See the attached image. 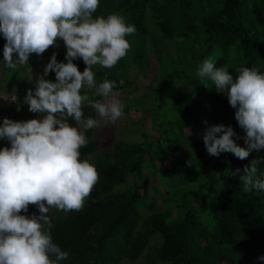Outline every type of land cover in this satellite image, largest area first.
<instances>
[{
  "label": "trees",
  "instance_id": "obj_1",
  "mask_svg": "<svg viewBox=\"0 0 264 264\" xmlns=\"http://www.w3.org/2000/svg\"><path fill=\"white\" fill-rule=\"evenodd\" d=\"M111 13L124 16L136 32L126 37L131 44L127 55L104 75H96L97 83L107 78L117 82L113 91L134 92L137 73L146 76L151 58L157 57L161 81L172 86V92L157 100L153 75L148 94L152 105L144 108L133 96L125 107L144 109L143 118H130L136 126L141 123L136 138L118 140L96 154L99 180L82 210L57 209L50 215L53 242L70 253L60 264H264L259 259L264 256V190L245 192L240 181L244 173L232 175L264 157V149L253 150L244 160L232 153L210 156L205 130L186 135L194 121L209 127L227 124L236 133V143L247 147L227 92L218 93L211 81L203 82L205 87L196 70L211 56L217 67L226 65L235 80L236 68H255L264 59V0H100L93 17ZM148 15L152 30L146 24ZM234 51L240 55L238 62L232 58ZM45 54L47 50L36 55L40 60ZM56 54L58 62H67L66 53ZM73 62L81 72L86 68L82 58ZM49 78H56L54 71ZM84 93L93 95L94 90ZM159 109L162 114L156 118ZM24 111L15 112L21 116ZM146 119L159 130L156 138L144 128ZM82 131L88 143L80 149L81 160L98 145L95 128ZM163 137L176 143L156 162L147 156L148 148ZM4 147L7 143L0 140V149ZM192 158L199 163L188 167ZM145 168L155 181L142 178ZM129 175L137 180L129 182ZM257 176L264 180V160ZM150 186L155 189L152 195ZM33 213L39 215L35 205L21 214Z\"/></svg>",
  "mask_w": 264,
  "mask_h": 264
},
{
  "label": "clouds",
  "instance_id": "obj_2",
  "mask_svg": "<svg viewBox=\"0 0 264 264\" xmlns=\"http://www.w3.org/2000/svg\"><path fill=\"white\" fill-rule=\"evenodd\" d=\"M99 5L100 0H0V33L6 40L2 62L8 68L29 64L31 54L42 56L58 47V39L67 49V62H58L53 53L43 74L35 78V89L27 90L24 104L41 117L4 118L0 125V140L11 145L0 149V264H60L68 259L70 253L53 242L49 210H82L99 180L95 165L80 158V149L88 143L82 129L98 125L96 119L85 118L83 108L94 109L106 122L124 115L125 105L113 91L117 82L105 78L97 83L93 67L116 66L130 50L126 37L134 35L136 27L118 13L94 18ZM80 58L86 64L83 72L73 62ZM228 69L217 67L210 56L199 63L196 76L205 87L203 82L211 81L218 93L227 92L247 147L239 146L234 129L223 124L206 128L203 140L210 156L232 153L244 160L253 150L264 149V72L239 67L234 80ZM53 71L55 82L46 79ZM85 89L94 90L93 95L82 94ZM11 101H17L16 95ZM262 160L253 159L232 173H244L243 191L264 190V180L257 176ZM198 163L193 158L186 162L188 167ZM30 205L39 215L21 214Z\"/></svg>",
  "mask_w": 264,
  "mask_h": 264
},
{
  "label": "rangeland",
  "instance_id": "obj_3",
  "mask_svg": "<svg viewBox=\"0 0 264 264\" xmlns=\"http://www.w3.org/2000/svg\"><path fill=\"white\" fill-rule=\"evenodd\" d=\"M146 24L148 25L149 29H154L153 21L150 19V15L147 16ZM0 43L2 44V48L0 49V109H3V111L0 110V125L3 123L4 118H9L14 121H27L29 119H38L41 117L42 114L39 113H33L29 110H25L21 116L18 114V112H15L11 106L9 105V95L11 91L18 87V84L22 85L24 89L27 91L28 89H35V78H38L39 75H42L41 71L42 68H44L47 65V62L50 61L51 56L53 53H66L67 49L64 44V41L62 39L57 40L58 47H50L47 50V54H45L42 59L39 60L40 57H38L36 54H31L29 58V64L23 65V66H17L16 69L8 68L2 61L4 60L3 56V49L4 45L6 43L5 38L3 37V34L0 33ZM165 53V52H163ZM132 56L138 55L136 51L133 50V53H131ZM232 58L235 62H238L240 60V55L236 51L232 52ZM163 57V56H162ZM157 58V57H156ZM155 57L151 58L149 71L146 73V76H143L142 72L137 73L136 80L134 81L137 87H133L135 90L134 92H127V91H118L115 90L114 92L117 93V98L121 100V102L125 105V107L128 104V101H131L130 99L133 98L139 99L140 102L144 104L145 107H150L152 105L153 99H149V84L153 80V75L155 78H157V83L153 84L152 86L157 90V100L159 99L158 95L164 94V96H168L169 93L172 91L170 90L172 88L169 86H164L165 84L162 83L159 72V61ZM126 59H129V57H126ZM125 60V59H124ZM157 67V70L155 71ZM7 70H6V69ZM256 69L261 70L264 72V59H261L258 61L257 66H255ZM107 68H102L99 65L95 66V74L96 75H104ZM133 71L136 70L135 65H133ZM155 71V74H154ZM132 77V75H130ZM34 78V79H33ZM33 79V81H29ZM48 80H51L53 82L56 81V78H49ZM151 87V90L153 89ZM152 93V92H151ZM148 96V97H147ZM103 98H100L98 100H102ZM132 99V100H133ZM143 99V100H141ZM208 101V100H207ZM139 102V101H138ZM131 103V102H130ZM124 107L123 112L124 115L118 119L115 122L112 121H105L104 119L100 118L98 113L90 108L87 107L83 112L85 118L92 117L98 121L97 127H95V133L97 139V151H94L90 154H88L84 159H87L92 164L95 161V156L97 153L101 152L104 149H110L118 140L124 139V140H132L135 137V134L139 131L140 122L138 123V126L134 125L131 121V119H141L144 117V109H134L130 108L126 110ZM160 114H162V110L159 109L156 111L155 116L156 118H160ZM150 118L149 116H147ZM147 120V119H146ZM72 126H76V122L72 119H69L68 121ZM195 123H191V126L188 128L191 132L189 135L188 129L186 130V135L189 137H194L195 135H201V132L208 128V125H202L201 123H198L194 121ZM225 126H228L227 124H223ZM144 128H146L150 133L152 137H157L159 130H157V127L151 126V121L147 120L144 121ZM141 138V137H140ZM5 143H7L8 147H11L10 142L6 139L3 140ZM176 143L173 140H170L169 138H161L159 142L156 143V141L152 144L151 148H148V157H153V159L156 162H162L164 158L168 155L170 152L169 149L171 146ZM83 159V160H84ZM169 166V162L164 163V167L167 168ZM166 171V169H165ZM168 172V171H167ZM168 174V173H166ZM130 176V177H129ZM129 182L137 180L135 176L129 175ZM142 178H147L149 182L155 181V175H151L148 172V169L145 168L142 172ZM123 185L122 187H124ZM154 186L149 187V192L152 195L154 193ZM57 209L51 208L49 210V216L54 214V212Z\"/></svg>",
  "mask_w": 264,
  "mask_h": 264
},
{
  "label": "built area",
  "instance_id": "obj_4",
  "mask_svg": "<svg viewBox=\"0 0 264 264\" xmlns=\"http://www.w3.org/2000/svg\"><path fill=\"white\" fill-rule=\"evenodd\" d=\"M27 94V91L24 89V87H17L16 89H14V91L10 94L9 96V105L15 110L17 111V107L20 106L21 109H25V110H29V106L27 104H24V98ZM16 95L17 97V101L16 102H12V98Z\"/></svg>",
  "mask_w": 264,
  "mask_h": 264
}]
</instances>
